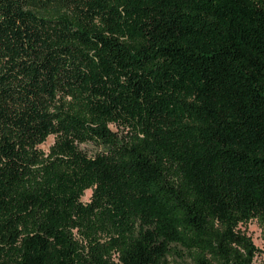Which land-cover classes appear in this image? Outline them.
<instances>
[{"label":"trees","instance_id":"16d2710c","mask_svg":"<svg viewBox=\"0 0 264 264\" xmlns=\"http://www.w3.org/2000/svg\"><path fill=\"white\" fill-rule=\"evenodd\" d=\"M253 219L264 0H0V264H253Z\"/></svg>","mask_w":264,"mask_h":264},{"label":"rangeland","instance_id":"374dc122","mask_svg":"<svg viewBox=\"0 0 264 264\" xmlns=\"http://www.w3.org/2000/svg\"><path fill=\"white\" fill-rule=\"evenodd\" d=\"M114 131H118L121 135L126 134V131L118 129L115 126H111ZM55 136H50L47 141L40 146L45 152H49L51 146L55 143ZM88 154L94 155L100 151V147L94 144H84L81 146ZM93 190L86 191L82 201L88 203L91 201ZM239 231L249 237L255 245L257 251L253 260V264H264V224L257 219H253L249 222L241 223L239 225ZM172 262L174 264H195L188 253H180L173 257Z\"/></svg>","mask_w":264,"mask_h":264},{"label":"bare ground","instance_id":"6f19581e","mask_svg":"<svg viewBox=\"0 0 264 264\" xmlns=\"http://www.w3.org/2000/svg\"><path fill=\"white\" fill-rule=\"evenodd\" d=\"M88 191H90V190H88Z\"/></svg>","mask_w":264,"mask_h":264}]
</instances>
